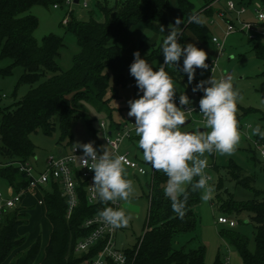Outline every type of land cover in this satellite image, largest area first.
Segmentation results:
<instances>
[{"label": "trees", "instance_id": "1", "mask_svg": "<svg viewBox=\"0 0 264 264\" xmlns=\"http://www.w3.org/2000/svg\"><path fill=\"white\" fill-rule=\"evenodd\" d=\"M61 1L0 0V62L8 61L0 66V75L11 74L19 66L22 72L15 88L22 84L29 86L25 94L13 103L0 104V177L6 179L15 192L25 188L30 181L26 173L19 170L17 162L29 161L34 155L35 146L30 138L31 133L40 131L44 135H50L57 123L60 130L59 142L64 143L62 149L67 150L73 144L70 136L73 120L83 117L91 127V119L85 114V103L97 112L105 111L110 118L109 126L112 129L119 128L120 121L113 120L110 116L109 101L116 96L118 87L128 83L137 91L129 66L134 60L133 53H140L142 41H139V48L126 53L122 46L112 43V40L137 24L169 23L170 0H113L112 4H108L107 0H95L93 8L87 10L90 13L87 20L77 17L76 11H72L66 23L60 22L66 31L75 35L79 46V51L72 58L71 67L62 70L55 59L63 44L62 37L49 33L37 41L33 32L38 19L29 12L34 5L47 6ZM253 1L240 0L238 5H250ZM176 2L177 19L182 20L178 43L185 45V30L191 32L199 42L206 43L209 26L205 17L212 12L211 1L205 2L198 9H195L192 0ZM95 7L98 18L94 16ZM193 13L200 15L204 21L202 25L189 22V16ZM225 13L230 15L227 11ZM163 39L153 45L148 55L140 54L154 70L164 62L161 50ZM250 42L253 43L255 57L264 67V43ZM164 67L174 84L184 85L187 82L186 74L174 67ZM197 82L199 81H194L192 86ZM2 97L5 95L2 94ZM259 119L261 128L264 129V113H260ZM238 127L243 128L239 122ZM138 139L134 134L128 140L138 149ZM254 140L264 138L257 135ZM248 152L253 163L264 170V163L258 158L264 159L256 149L249 148ZM210 157L211 168L216 172L220 168L225 169L236 185L253 194L245 201H237L224 188L223 177L217 178L213 197L210 198L212 205L218 209V216L222 214L228 218H240L241 214L247 215L245 222L252 223L254 228V250H249V239L234 228L236 224H223L227 227L220 229L219 235L236 250L243 264H264V191L256 189L252 176L243 173L241 166L232 159L224 166H219L214 161V153ZM132 158L141 164L145 163L136 155ZM167 179L162 171L151 167L150 180L146 182L148 207L143 232L131 248L123 249L127 255L125 264H205V246L198 242L195 247L189 246V242L196 240L195 234L186 239L196 230V207L201 190L192 191L190 186L187 188L189 196L186 214L181 219L173 212L171 201L164 195ZM84 185V180L77 177L78 203L69 217L66 216V202L58 183L48 180L46 184L39 186L45 216L51 225L48 242L39 260L40 238L37 236L23 247L26 236L18 233V226L27 222L26 210L18 204L5 209L0 218V264L8 259L9 264H85L102 246V241L97 242L88 252H76V241L90 231L82 226V222L100 212L106 207V203L99 200L88 204ZM222 193H228L227 197L224 198ZM225 258L217 254L212 264H223Z\"/></svg>", "mask_w": 264, "mask_h": 264}, {"label": "rangeland", "instance_id": "2", "mask_svg": "<svg viewBox=\"0 0 264 264\" xmlns=\"http://www.w3.org/2000/svg\"><path fill=\"white\" fill-rule=\"evenodd\" d=\"M108 4H112L113 0H107ZM195 7L202 6L205 2L213 0H192ZM227 0H215L217 6H224ZM235 3L240 0H232ZM93 8V6H92ZM77 17L87 20L90 14L87 10H82L80 7L75 6ZM223 10V8L221 9ZM30 13L35 15L38 19V25L33 32V35L37 41H40L44 35L53 33L62 37V46L59 49L58 55L55 57L56 62L60 69L67 70L72 65L73 56L79 51V46L76 42V37L73 33L65 30L64 25L60 22L65 14L64 8H53L51 4L47 6L34 5L29 10ZM172 8L168 12L169 23L163 25L165 32H160V26H135L129 29L122 36L116 37L112 40V43L122 46L127 52L133 51L139 48V41H142V47L140 48L141 56H146L151 52L154 44L160 42L161 38L169 33V25H175V19L172 14ZM249 7H247V13L242 15L244 18H251ZM95 18H98L97 7L94 10ZM218 12L215 10L210 17H205L208 26L209 34L207 35V41L205 43L204 51L207 53L208 60H217V66L209 72H205L203 69L199 70L197 74L198 80H206L212 75L220 79L224 74V71H232V81L236 89L240 93V99L237 102L236 119L243 126L240 143L236 146L235 151L231 155H220L214 153V161L220 166H224L227 162L232 159L236 164L240 165L242 172L251 175L254 179V187L261 191H264V170L261 166L254 164L249 157V148H253L252 141L257 135L252 133V129L261 122L259 119L260 113H264V67L262 62L255 57L252 51V44L250 40L241 32L230 33L223 41L222 55L217 57L215 55L217 46L211 41V37L215 36L222 40L224 35V21L216 17ZM218 16V15H217ZM225 17L231 19L233 24H237L238 20L234 14H226ZM211 20V21H210ZM159 27V28H158ZM7 60L0 62V66L5 65ZM22 72V68L16 66L11 74L6 76L0 75V104L5 105L13 103L19 99L29 86L27 84L20 85L17 89L15 88L17 79ZM177 96L176 101L178 102V95L183 93V88L178 84L175 86ZM2 94L5 97H2ZM138 98L137 91L134 89L132 84L128 83L124 86L118 87L116 96L112 97L109 101V107L111 111V118L116 121L123 120H134V117H128L129 111L127 101L130 99ZM85 114L91 119V127L87 125L83 117L76 118L71 122L70 136L71 143H88L94 142L96 149L104 144V131L99 126L100 121H104L108 126L110 118L107 113L97 112L89 104L84 105ZM196 118V117H195ZM197 127H204V123L197 122L195 119L191 120L185 127L181 128V131L195 130ZM264 130V129H262ZM248 136V138H246ZM60 130L55 124V129L50 135H44L40 131L31 133L30 138L35 146L34 155L29 160L30 164L34 168V172L38 173L44 168V161L49 153H56L59 148H64L65 144L59 142ZM121 151H127L130 157L136 155L139 159L142 158V151L137 149L133 143H130L128 139H125L120 147ZM207 156V168L205 172L210 177L208 184L212 188L211 197L214 193V185L217 182L219 176L223 177L224 188L233 195L235 200H247L253 196L250 190L244 189L243 187L236 185L231 177L227 174L226 170L220 168L216 172L211 168L212 159L210 155ZM258 157V156H257ZM264 163V160L258 158ZM0 157V161H1ZM144 161V160H143ZM1 163V162H0ZM147 170L146 177H139L133 173V171L125 172V178L131 179L134 185V191L131 194L128 201H121V208L126 211V214L130 217L129 224L127 227L119 228L116 230L115 239L117 246L121 249L131 248L142 235L143 225L146 218L148 201V182L150 180L151 166L147 162L143 163ZM10 192V187L6 179L0 177V193L5 197ZM203 190L200 191V201L196 207V213L198 215V222L196 230L191 237L195 234L196 240L189 242V246L195 247L197 242L205 246V264H212L217 254L220 257H228L229 264H243L239 254L236 250L229 245L218 233L222 228L227 226L216 222L219 214L216 206L212 205L210 199L207 202L201 200ZM228 194V193H226ZM222 193L223 197L227 195ZM34 200L26 201L24 209L27 212V222L18 226V233L25 235L29 238L36 229L37 235L40 236L41 249L38 255V260L43 255L44 247L48 242V229L49 224L45 218L44 212L36 216ZM42 209V208H38ZM43 211V210H42ZM34 214V216H33ZM222 215V214H221ZM225 216V215H222ZM227 217V216H225ZM236 222L234 227L236 230L243 233L248 237L249 243L248 248L250 251L254 250L255 242L253 235V224L246 223L247 215L241 214L240 218H230ZM240 219V220H239ZM9 260V259H8ZM3 264H7V261Z\"/></svg>", "mask_w": 264, "mask_h": 264}, {"label": "clouds", "instance_id": "3", "mask_svg": "<svg viewBox=\"0 0 264 264\" xmlns=\"http://www.w3.org/2000/svg\"><path fill=\"white\" fill-rule=\"evenodd\" d=\"M229 0V7H232ZM257 19L264 22V11ZM189 22L202 25L200 15L193 13ZM182 20L176 19L175 25H169V33L162 41L161 50L164 62L155 69L139 51L133 53L134 60L129 66L130 75L135 79L138 98L127 101L128 117H134L135 135L142 158L153 170L162 171L167 176L163 189L164 195L171 201V207L177 217L183 219L189 196L192 191L203 190L201 200L211 198L212 188L208 184L207 156L213 153L231 155L240 143L241 134L236 119L237 102L241 98L230 77L221 79L213 75L200 80L192 87V92H202L199 99V111L193 106L185 92L177 96L174 82L164 66L174 67L186 74L188 85L193 83L197 69H207V53L194 43L181 46L178 43L182 29ZM164 33V26H160ZM183 57L182 67L179 61ZM203 117L204 127L194 131H181L189 123L192 112ZM252 133L264 138V130L257 124ZM128 132L125 131L124 136ZM82 149L79 162L81 168L94 171L93 198L100 202L128 201L134 191L133 181L126 179L125 155L110 153L105 148L98 154L94 142L76 143L74 151ZM91 161V163H89ZM102 221L113 229L127 227L130 217L123 208L105 207L99 212ZM119 264L125 258L118 256Z\"/></svg>", "mask_w": 264, "mask_h": 264}, {"label": "built area", "instance_id": "4", "mask_svg": "<svg viewBox=\"0 0 264 264\" xmlns=\"http://www.w3.org/2000/svg\"><path fill=\"white\" fill-rule=\"evenodd\" d=\"M95 0H62L61 3L52 4L53 8H64L65 14L62 18V22L66 23L69 19V14L75 10V6L80 7L82 10H89L94 5ZM232 7H229V0L225 3V10L218 11L217 15L224 21V35L222 40L215 36L212 37V41L216 44L220 54L223 50V41L226 36L230 33L241 32L248 40L253 42L264 43V22L257 19L258 13L264 11V2L261 0H254L250 6L246 4L236 5L231 0ZM247 7L251 11V18L245 19L242 17L247 12ZM225 11L230 14H234L238 20L237 24H233L231 19L225 17ZM217 60H208L206 63L209 65L205 71L211 72L218 65ZM232 77V71H224L221 78ZM220 78V79H221ZM203 95L202 92L191 93L192 106L199 111V99ZM196 117V118H195ZM196 120L197 122L203 123V117L196 111L192 112L189 116V121ZM134 120H123L119 123V128H111L108 124L102 120L99 122V126L104 131V144L106 150L110 153L117 155H125L127 163L124 165L128 171H133L134 174L145 176L147 170L145 166L132 157L129 156L127 151H121L120 147L125 139H129L135 134ZM242 128H239L241 131ZM125 131L128 132L127 136H124ZM254 148L256 149L259 156L264 159V140H253ZM75 144H72L67 150L60 148L56 153H49L44 161V168L42 171L35 173L33 166L29 161L24 163L17 162V166L20 171L26 173L30 178L28 185L25 188H20L18 191H10L7 196H3L0 193V218L1 214L5 209L14 207L20 202L23 195L29 191L39 189L40 185H44L48 180L56 181L60 187V193L64 197L66 202V216L72 213V210L78 203V191H77V177L84 180L85 198L88 204H94L99 201V198H93V176L94 171L87 167L81 168L79 162V156L82 155V149L77 148L75 151ZM104 147L97 149L98 154L103 153ZM91 163V161L89 162ZM42 202V201H40ZM106 207L121 208V201L107 202ZM216 222L219 224H225L228 226H234L236 222L233 219L219 215L217 216ZM82 226L89 228L87 235L81 237L76 241L75 251L76 252H88L90 251L97 242L102 241V246L96 250L93 256L88 259L85 264H119L116 259L118 256H123L125 262L127 261V255L123 249L119 248L116 243L115 233L117 229H113L106 225L99 216V212L87 217L82 222ZM223 264H229V259L226 257Z\"/></svg>", "mask_w": 264, "mask_h": 264}, {"label": "crops", "instance_id": "5", "mask_svg": "<svg viewBox=\"0 0 264 264\" xmlns=\"http://www.w3.org/2000/svg\"><path fill=\"white\" fill-rule=\"evenodd\" d=\"M217 1V3H218V0H216ZM169 9H168V12L170 11V9L172 8V10H173V12H172V14H173V17H174V19L176 20L177 19V17H178V11H177V2H176V0H170L169 1ZM216 2H215V0H213V2H211L210 3V6H211V14L209 15V16H206V17H210L212 14H213V12H214V10H215V13H216V11L218 12V11H220L222 8H223V10H225V5L224 6H217L216 4H217ZM238 3L239 2H237L236 3V5H238ZM241 4H243V3H240L239 5H241ZM195 5V4H194ZM247 6H250V5H247ZM200 7H202V6H200ZM200 7H195V9H198V8H200ZM247 13V12H246ZM246 13H244V14H246ZM251 13V12H250ZM243 14V15H244ZM252 15V14H251ZM216 17L217 18H220L221 20H222V18L221 17H219V16H217V14H216ZM243 17V16H242ZM245 17V16H244ZM206 19V18H205ZM245 19H247V18H245ZM207 21V20H206ZM211 21V20H210ZM208 23V22H207ZM139 25V27H141V26H155V25H152V24H137V25H134V26H132L131 28H133V27H135V26H138ZM156 26H161V24H159V25H156ZM155 26V27H156ZM163 26V25H162ZM130 28V29H131ZM159 28V27H158ZM185 36H186V38H185V45L187 44V43H194L198 48H201V49H203L204 50V48H205V43H201V42H199L198 40H197V38L191 33V32H189L188 30H185ZM213 37V36H212ZM212 37H211V41H212ZM227 37V36H226ZM225 37V38H226ZM213 42V41H212ZM214 43V42H213ZM184 44H181V46H183ZM125 50V49H124ZM125 52L126 53H131L132 51H130V52H127L126 50H125ZM215 55H217V57H219V56H221L222 54H220L219 53V51L217 50L216 51V53H215ZM179 63V65L182 67V63L183 62H178ZM199 70L200 69H197V71H196V75H195V79L193 80V82L194 81H200V80H198V78L196 77L197 76V74L199 73ZM205 71V70H204ZM205 72H208V71H205ZM209 73H211V72H209ZM177 83H175L174 84V86L176 85ZM180 87H182L183 88V92H185V94H188V96H189V98H190V100H192V98H191V93H192V84L191 85H188V82H185L184 83V85H181V84H178ZM176 99V98H175ZM177 100V99H176ZM177 104H178V102H177ZM132 120V119H131ZM242 131V130H241ZM240 131V132H241ZM246 138H248V136H246ZM249 139V138H248ZM131 143V142H130ZM60 149V148H59ZM58 149V150H59ZM57 150V151H58ZM252 161V160H251ZM253 162V161H252ZM221 164H219V166H220ZM125 172H128V170H126ZM136 175V174H135ZM138 176V175H137ZM147 175H145V176H140L139 175V177H146ZM124 177H125V173H124ZM209 177V176H208ZM10 187V186H9ZM10 191H13L14 192V190L10 187ZM31 200H34V202H35V206L37 207V208H35L34 209V211H36V215H35V217L36 216H38V215H40V213L42 212H44V215H45V206H44V203H43V198H42V194H41V192H40V190L39 189H37V190H33V191H29V192H27V193H25L24 195H23V197L21 198V200H20V202L19 203H17L19 206H21V207H25V203H26V201H31ZM40 201H42V202H40ZM38 208H42V209H38ZM43 210V211H42ZM33 216H34V214H33ZM45 218H46V216H45ZM46 220H47V218H46ZM48 221V220H47ZM48 224H49V229H48V233L50 232V229H51V225H50V223H49V221H48ZM37 230L35 229L34 230V232H33V234L31 235V236H29V238L28 237H26V241H25V243H24V245H23V247H25V246H27V245H29L37 236L40 238V236L39 235H37L36 232ZM49 235V234H48ZM49 237V236H48ZM41 258V257H40ZM6 262V261H5ZM5 262H3V263H5ZM2 263V264H3ZM7 264H9L8 263V261H7Z\"/></svg>", "mask_w": 264, "mask_h": 264}, {"label": "water", "instance_id": "6", "mask_svg": "<svg viewBox=\"0 0 264 264\" xmlns=\"http://www.w3.org/2000/svg\"><path fill=\"white\" fill-rule=\"evenodd\" d=\"M75 2H77V0H74ZM179 62H183V57H181V59H180V61ZM190 122V121H189ZM197 128H201V129H203V127H197ZM190 131H194V130H189V132Z\"/></svg>", "mask_w": 264, "mask_h": 264}]
</instances>
